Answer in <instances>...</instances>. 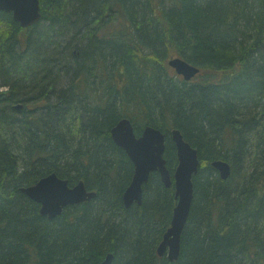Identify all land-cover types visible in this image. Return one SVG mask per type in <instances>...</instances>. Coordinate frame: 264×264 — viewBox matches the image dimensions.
Returning a JSON list of instances; mask_svg holds the SVG:
<instances>
[{"label":"trees","instance_id":"trees-1","mask_svg":"<svg viewBox=\"0 0 264 264\" xmlns=\"http://www.w3.org/2000/svg\"><path fill=\"white\" fill-rule=\"evenodd\" d=\"M39 3L28 28L0 11V264H100L108 253L111 264H164L156 248L174 189L152 172L141 205L123 206L133 165L110 135L122 117L137 135L175 124L197 150L174 264H264V0ZM172 55L200 68L193 82L166 65ZM234 129L239 141L255 133L260 168L238 173ZM220 156L233 165L223 181L210 166ZM50 173L95 198L42 216L20 187Z\"/></svg>","mask_w":264,"mask_h":264},{"label":"water","instance_id":"water-1","mask_svg":"<svg viewBox=\"0 0 264 264\" xmlns=\"http://www.w3.org/2000/svg\"><path fill=\"white\" fill-rule=\"evenodd\" d=\"M0 11L11 13L12 19L21 28H28L39 21L41 17L39 0H0ZM174 67L177 74L185 80L194 77L199 67L181 58H171L168 63ZM16 109L20 105L15 106ZM113 142L123 149L133 164L131 179L123 191L122 200L125 207L142 202L143 186L152 172L159 174L166 188L173 185L176 204L173 208L171 226L164 233L156 251L159 256L167 255L170 260L177 259L180 250V235L187 222L193 199V176L199 167L197 150L183 139L179 130H172L170 139L177 152L178 163L172 177L166 166L165 133L151 125H145L140 134H136L135 126L128 117H122L111 128ZM214 166L221 178L230 174V166L222 160H213ZM20 190L26 196L39 204V212L48 219L60 216L68 206L90 201L96 196V191L89 190L83 181L69 186L68 180L56 173L39 178L34 184L23 186ZM168 248V251H167ZM112 254H108L101 264H111Z\"/></svg>","mask_w":264,"mask_h":264},{"label":"bare ground","instance_id":"bare-ground-1","mask_svg":"<svg viewBox=\"0 0 264 264\" xmlns=\"http://www.w3.org/2000/svg\"><path fill=\"white\" fill-rule=\"evenodd\" d=\"M176 57H178V58H181V59H183V60H185V61H187V59H185L184 57H182V56H174V55H172L171 57H169L167 60H166V65L177 75V76H179V74H177V72H176V70H175V68L174 67H172V66H170L168 63H169V60L171 59V58H176ZM187 62H189V61H187ZM190 63V62H189ZM201 71V70H200ZM182 80L184 81V82H193L194 80H195V78L194 77H192L191 79H189V80H185L183 77H182ZM201 86H205L206 85V81H205V83H202V84H200ZM16 105H20L21 107L19 108L20 110L24 107L23 106V103H17ZM15 105V106H16ZM241 105L240 104H238V109H239V107H240ZM18 109V108H17ZM18 109V110H19ZM260 118H262V120H260L259 119V121L261 122L262 121V124H264V115H262ZM241 121V117H237L236 116V121L234 122V125H236V126H238V127H240V122ZM157 129H159V130H161L160 128H157ZM179 130L180 131V133L182 134V136H183V139L186 141V142H189L185 137H184V134L182 133V131L177 127V125H175V124H173L171 127H170V129H169V131L168 132H165V131H163V130H161L163 133H165V138H166V140H167V135L169 136V139H170V134H171V132H172V130ZM231 133H232V141H234V144H237L238 143V141H239V139L240 138H242V136L240 135V131L238 130V129H234L233 131H230ZM230 133V134H231ZM246 135V136H245ZM229 137H231L230 135H229ZM241 141V143L243 144V147H244V152H243V155H242V159L240 160V162L238 163V165H237V169H238V173L239 174H241L243 171H245L246 172V174L247 173H249V172H251L252 170H254V169H256V168H260V166H259V164L257 163L258 162V160L255 158V156H254V154H253V152L255 151V150H257V145H256V138H255V133H253V134H244V138L242 139V140H240ZM240 141H239V143H240ZM170 142L172 143V141H171V139H170ZM173 144V143H172ZM173 147H174V144H173ZM174 152H175V155H176V158H177V152H176V148L174 147ZM215 160H222V161H224V162H226V163H228V165L230 166V174H229V176L231 175V171H232V163H231V161L229 160V159H227V158H225V157H223V156H220V157H218V158H216ZM256 160V161H255ZM213 161V160H212ZM212 161H210V166L218 173V175H219V178L223 181V180H226V179H228L229 178V176L226 178V179H223V178H221V176H220V174H219V172H218V170L214 167V166H212L211 165V162ZM132 163V162H131ZM177 163H178V159H177ZM199 164H200V161H199ZM133 165V164H132ZM166 166H167V164H166ZM176 166H177V164H176ZM175 166V167H176ZM168 168V167H167ZM199 168V167H198ZM175 169V168H174ZM262 173H263V176H264V166L262 167ZM170 171V170H169ZM234 176H236V174H234ZM80 181H82V180H80ZM79 182V181H78ZM77 182V183H78ZM84 182V181H83ZM76 184V183H75ZM75 184H73V185H75ZM85 184V183H84ZM73 185H69V186H73ZM29 186V185H28ZM86 186V185H85ZM23 187V186H22ZM21 188V187H20ZM93 191H95V190H93ZM264 194V191L263 190H261V195H263ZM122 195H123V192L121 193V200H122ZM193 196H194V188H193ZM176 200V199H175ZM193 200V199H192ZM142 203V202H141ZM122 204H123V206L125 207V205H124V202H123V200H122ZM176 204V203H175ZM192 204V203H191ZM132 205H138V204H136V203H134V204H132ZM131 205V206H132ZM141 205V204H140ZM175 206V205H174ZM125 208H129V207H125ZM174 208V207H173ZM191 208V207H190ZM210 211H211V213L213 212V209H212V207H210ZM172 213H173V209H172ZM172 213H171V217H170V221H169V225H168V227L164 230V232H163V234H162V238H163V235H164V233L167 231V229L171 226V224H170V222H171V218H172ZM190 213V212H189ZM187 223V222H186ZM186 225V224H185ZM185 227V226H184ZM184 229V228H183ZM183 232V231H182ZM182 232H181V235H180V250H181V236H182ZM162 238H161V241H162ZM160 241V242H161ZM160 242L158 243V245L160 244ZM158 245H157V247H158ZM157 249V248H156ZM180 250H179V254H180ZM167 251H168V248H167ZM156 253H157V251H156ZM108 254H111V253H108ZM108 254H106L105 255V257L108 255ZM179 254H178V257H179ZM168 255V254H167ZM167 255H164V256H159L158 254H157V256L160 258V259H165V261H164V264H174L176 261H177V259H178V257H177V259H174V260H170L169 258H168V256ZM105 257H104V259H105ZM104 259L101 261V263L104 261ZM161 261V260H160ZM163 261V260H162ZM100 263V264H101Z\"/></svg>","mask_w":264,"mask_h":264}]
</instances>
